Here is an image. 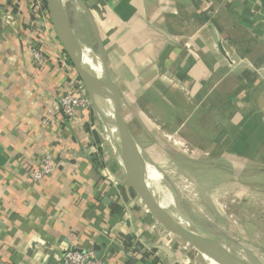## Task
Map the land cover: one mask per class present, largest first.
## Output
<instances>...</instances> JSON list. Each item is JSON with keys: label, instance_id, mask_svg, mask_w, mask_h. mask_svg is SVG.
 <instances>
[{"label": "crops", "instance_id": "obj_1", "mask_svg": "<svg viewBox=\"0 0 264 264\" xmlns=\"http://www.w3.org/2000/svg\"><path fill=\"white\" fill-rule=\"evenodd\" d=\"M81 1L86 12L69 8L71 26L98 69L101 46L138 144L143 116L203 133L219 127L223 145L254 146L264 161V0ZM39 40L40 65L31 57ZM61 53L44 8L0 0V264H60L69 248L105 264H189L193 252L118 169L94 112L62 113L77 73L62 67ZM45 156L53 169L36 180Z\"/></svg>", "mask_w": 264, "mask_h": 264}, {"label": "rangeland", "instance_id": "obj_2", "mask_svg": "<svg viewBox=\"0 0 264 264\" xmlns=\"http://www.w3.org/2000/svg\"><path fill=\"white\" fill-rule=\"evenodd\" d=\"M71 2L66 1L67 12L74 6ZM152 113L155 115L154 110ZM157 121L150 123L142 116L138 128L146 168L153 169L157 177H161L159 171L163 176L159 188L152 189L154 196L162 203L169 198L171 202L163 203L165 207L175 214L185 213L212 231L220 245L233 246L241 258L264 264V161L260 152L254 146L247 152L226 147L220 142L219 127L205 128L203 133L202 128L178 126L177 121L164 127ZM211 135L215 144L210 143ZM175 140L181 144L174 145ZM151 155L160 159L159 166L154 165ZM187 248L194 254L191 258L188 252L189 264H209L198 250Z\"/></svg>", "mask_w": 264, "mask_h": 264}, {"label": "water", "instance_id": "obj_3", "mask_svg": "<svg viewBox=\"0 0 264 264\" xmlns=\"http://www.w3.org/2000/svg\"><path fill=\"white\" fill-rule=\"evenodd\" d=\"M67 0H44L57 41L73 66L92 104L93 112L104 126L117 166L148 212L168 232L218 264H257L244 261L222 249L212 236L185 213L176 214L154 196L147 179L146 165L139 144L128 128L120 109L119 96L100 51L98 72L90 66L87 52L71 26ZM73 5L86 12L81 0ZM165 251L168 249L165 248Z\"/></svg>", "mask_w": 264, "mask_h": 264}, {"label": "built area", "instance_id": "obj_4", "mask_svg": "<svg viewBox=\"0 0 264 264\" xmlns=\"http://www.w3.org/2000/svg\"><path fill=\"white\" fill-rule=\"evenodd\" d=\"M38 8H41V0H34ZM43 42V41H42ZM38 41L31 49V57L36 64H42L45 60V46L44 42ZM59 58L60 63L65 70L69 71L73 67L69 63V60L65 53H61ZM71 88L64 92L60 97V106L62 113L71 119L79 118L81 115H88L93 112L86 92L83 90L77 75H73L70 78ZM39 170L34 174L36 180L42 178L44 175L49 174L53 169V162L45 156L41 159ZM60 264H105L102 257L97 256L95 252L90 249H74L69 248L65 250Z\"/></svg>", "mask_w": 264, "mask_h": 264}, {"label": "bare ground", "instance_id": "obj_5", "mask_svg": "<svg viewBox=\"0 0 264 264\" xmlns=\"http://www.w3.org/2000/svg\"><path fill=\"white\" fill-rule=\"evenodd\" d=\"M90 66L92 67L93 70L97 71L98 72V67L97 65H95L94 62H90L89 63ZM103 135V134H102ZM105 135V134H104ZM106 137L108 139V135L106 134ZM148 164V163H147ZM146 174H147V179H149V184L151 186L152 189H155L157 190V188H159V185H158V182L161 181V178L163 177L161 174H159L161 177H157V174L155 173V171L153 169H150L148 168L146 170ZM165 185V184H164ZM151 189V190H152ZM171 202L169 198H164L163 199V203H166V202ZM161 202L162 205L165 206V204H163ZM206 230V229H205ZM211 236L212 238L217 242V244L222 248L224 249L225 251H227L228 253L232 254L233 256H236L244 261H247V262H250V260L248 258H241V254L238 253V251L232 247H229V246H224V245H220V241L218 240V238L215 236V234H213L212 232H209L208 230H206ZM204 256V255H203ZM208 261H209V264H218L216 263L215 261H213L212 259L204 256Z\"/></svg>", "mask_w": 264, "mask_h": 264}, {"label": "trees", "instance_id": "obj_6", "mask_svg": "<svg viewBox=\"0 0 264 264\" xmlns=\"http://www.w3.org/2000/svg\"><path fill=\"white\" fill-rule=\"evenodd\" d=\"M41 7L44 8L46 10V7H45V2L44 0H41ZM47 11V10H46Z\"/></svg>", "mask_w": 264, "mask_h": 264}]
</instances>
